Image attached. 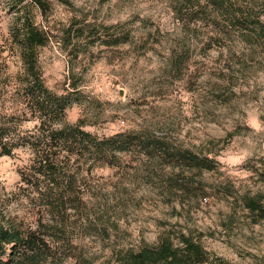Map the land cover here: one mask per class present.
Masks as SVG:
<instances>
[{"label": "rangeland", "instance_id": "obj_1", "mask_svg": "<svg viewBox=\"0 0 264 264\" xmlns=\"http://www.w3.org/2000/svg\"><path fill=\"white\" fill-rule=\"evenodd\" d=\"M44 1L42 12L33 0L22 9L0 0V120L16 116L21 140L40 127L18 39L26 13L49 38L38 51L46 86L72 98L68 123L101 138H164L177 152L217 163L210 172L137 150L120 154V167L92 172L94 193L109 205L97 210L91 235L71 229L73 258L46 252L16 263L75 264L84 255L127 264L131 252L186 237L211 253L212 264H264V220L245 208L256 198L264 209V39L218 32L227 26L224 12L183 25L168 0ZM256 10L264 20V0ZM176 54L182 72L171 60ZM18 144L10 156L0 146V197L15 196L8 213L34 223L36 196L23 182L30 146Z\"/></svg>", "mask_w": 264, "mask_h": 264}, {"label": "trees", "instance_id": "obj_2", "mask_svg": "<svg viewBox=\"0 0 264 264\" xmlns=\"http://www.w3.org/2000/svg\"><path fill=\"white\" fill-rule=\"evenodd\" d=\"M27 1L7 0V3L22 9L27 6ZM168 2L176 19L183 25L192 23L198 17L201 19L211 13L224 12L228 17L227 26L218 32L230 34L234 31L245 39H264V20L256 12V0ZM33 3L42 12L46 9L44 0H33ZM32 18L26 13L21 17L22 28L18 39L26 93L31 97L27 99L31 104L33 102L31 113L40 121V127L28 140L27 137L21 140L14 133L16 116H7L0 120V146L3 153L9 156L18 143L30 146V166L23 172V182L28 185L25 192L32 191L36 196L32 200L35 203H31L34 223H28V219H14L8 213L10 200L15 196L5 194L7 196L0 197V264H17V261L33 259L46 252L55 258L59 252L73 258L69 252L74 246L71 229L81 226L91 235L90 232L100 224L97 210H105L109 205L107 198H98L94 193L90 179L92 172L96 167H120V154L137 150L139 155L156 154L163 159L180 160L191 168L210 172L214 171L217 163L215 158H201L189 149L177 152L164 138L131 133L101 138L86 131L82 123H68L66 113L72 105V98L59 96L46 86L38 51L49 38ZM171 60L182 72L185 64L182 55L176 54ZM245 208L253 214L258 213L264 220L261 200L247 198ZM211 256L202 244L191 238L184 237L178 244L167 238L158 247L131 252L127 264H212ZM75 259V264H95L84 255ZM216 263L231 264L222 258H216Z\"/></svg>", "mask_w": 264, "mask_h": 264}]
</instances>
